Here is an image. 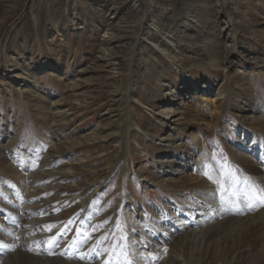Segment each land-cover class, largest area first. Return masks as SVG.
<instances>
[{
	"label": "rangeland",
	"instance_id": "1",
	"mask_svg": "<svg viewBox=\"0 0 264 264\" xmlns=\"http://www.w3.org/2000/svg\"><path fill=\"white\" fill-rule=\"evenodd\" d=\"M150 2L152 8L133 0L129 13L118 0H0V145L9 147L7 163L13 161L22 175L32 169L19 162L32 160L39 169L50 149L52 105L69 119L59 121V132L67 138L62 147L72 152L50 168L74 174L42 181L58 189L40 194L45 217L35 208L44 221L50 218L41 223L40 243L48 245L51 260L158 264L179 236L184 240L227 215L242 218L257 202L250 197L264 194L263 175L245 166L263 163L257 131L264 122V0ZM139 28H145L144 38L132 56ZM108 35L121 44L107 42ZM105 47L110 64L98 61L107 55ZM11 67L22 78L32 75L30 92H22ZM205 91L214 104L228 101L211 130L198 110L197 97ZM250 105L259 110L255 119H240L239 110ZM124 120L134 127L128 178L121 176ZM98 131L102 138L93 141ZM170 138L191 154L186 172L164 146ZM22 178L23 184L0 166V221L13 213L24 217L23 205H34V199L27 203L29 179ZM214 195L220 203L215 210L203 199ZM162 222L171 228L167 235L153 231ZM151 234L164 241L150 245Z\"/></svg>",
	"mask_w": 264,
	"mask_h": 264
},
{
	"label": "bare ground",
	"instance_id": "2",
	"mask_svg": "<svg viewBox=\"0 0 264 264\" xmlns=\"http://www.w3.org/2000/svg\"><path fill=\"white\" fill-rule=\"evenodd\" d=\"M118 1H120V4L123 6V8H125L126 12L127 11L129 13L131 12V9L130 10L126 9V7H128L130 5V2H132L133 0H118ZM141 1L143 2V4L145 3L149 8H152L153 5L150 2V0H141ZM137 3H139V2H137V1L133 2L135 7H137V9H140V4H137ZM141 9H142V7H141ZM115 20H116L115 15L113 16V18H110V21L113 23ZM73 25H75V24H73ZM144 29L145 28H139L138 30H139L140 34H135V36H134L133 44H132V56L134 55L133 53H135L137 46H139L141 44V41L144 38L143 37L144 36L143 35ZM109 34H111V33H109ZM112 36L108 35L107 42L112 43L113 40L116 39V38H113ZM116 40H118L119 42L121 41L119 39H116ZM235 43H236V41H234V44ZM119 44H121V42L117 43L116 45L119 46ZM225 47L228 48V47H232V46L226 45ZM105 48L106 49H104V52L107 55L99 58L98 61L100 63L105 62L107 64L108 63L110 64V60L112 58V57L110 58L109 54H108V52H110V50L107 47H105ZM233 48H235V46ZM230 52H233V51H229V53ZM4 57L7 60V64H9V65L13 64L15 68L18 67L17 62L16 61L14 62V61H11L10 59H8V56L6 53H4ZM102 59H104L105 61ZM116 65L117 64L112 65L113 66L112 70H113V72L119 73V69H118V67L116 68ZM15 68H12L10 72L12 73L13 76H15L14 79H18L17 81L19 82L18 84H19L20 89L22 90V92H24V91L30 92L32 87H31V85H29V83L33 81L31 78L32 75L27 74L26 77L22 78L21 75L23 73L17 72V70L15 71ZM145 75H146V73L144 74V77H145ZM207 94H210V92L205 91L203 93V95L200 94L197 97V99L199 100L198 104H200V106H198V110H199L200 114L205 115L204 116L205 121L207 122V125L209 126V128L211 130L212 128H215L216 125L218 124V121L221 118V113H220L221 110H223V112H224V110L227 109L228 101L221 102L220 105H217V104H214V101L207 100L208 99ZM23 95H24V97L27 96V94L26 95L23 94ZM129 97H130V94L128 92H125L126 104H128ZM27 106H28V104H27ZM52 108L55 111V114H54L55 119H54V125L52 126V128H49L50 129L49 130L50 149L46 150V151H48L47 155L44 157V159H43L44 162L42 161V163H41L42 165L40 166L39 169L37 168L35 170V168H34L35 162H33L32 160L27 165H23L22 163H20L21 165L18 164L17 166H24V168L27 167V169H30V168L32 169V173L29 172L30 170L29 171L27 170V172L24 175H22L20 173V170H18L17 167H15V169L13 168L15 166L13 161H12L11 166L6 161L5 154H10L7 152V149L9 147H4V146L0 145V166H1V168L13 171V173H15V178L16 179L19 178V180L22 182V184L26 180V179H23L22 177H26L29 179L28 187H31L32 189L26 193L27 203H29L30 201H32V199H34V206L33 207L36 209H40L42 211V213L44 214V215H42L43 217L46 214V212H45L46 208L43 206L42 199L39 198V197H41L40 194L46 192L47 190H49L53 187L58 189V187H56V185L49 187L48 185H44L41 182L44 180H49L50 177H54V176H59V175L63 176V175H67V174L68 175L74 174V171H75L73 169L67 170V169H62V168L52 170L51 168L53 166L50 168V166L56 164L58 160H60V159L63 160L65 158V156L70 155V153H68V152H72L70 149H68V148L64 149L62 147L63 143H61V140L63 139L64 143H65L67 138H66V135L59 132L61 130V127H62L60 125L59 121H61L62 124H64L65 122H69L68 116L65 112L62 113V111H59V109L57 107H55V104L52 105ZM53 110H51V111L53 112ZM239 111L241 113L243 112L242 116H238L240 119L245 117L244 118L245 120H250V121H253L255 119L254 118L255 114L259 113V110L256 109L255 107L251 106V105L246 107L245 109L239 110ZM126 113H125V115H126ZM172 113L174 114L175 111H173ZM244 114H247V115L251 114L252 116L248 117L247 115H244ZM181 117H182V115H181ZM172 123H171V126L174 125V123H176V122H174L173 124ZM133 129H134V127H133L131 121L130 120H124L123 132H122L123 147H122V152H121V157H120V161L124 164V169H123L124 171L121 172L122 173L121 176L123 178L124 177L128 178L129 174L133 172L131 167H130V159L132 156L131 155L132 154L131 153V149H132L131 139H132ZM138 129H140V128H138ZM257 133L259 134L257 136V142H259V146L261 147V153L263 152V156H261L263 163L261 165H258L255 162L248 161V163L245 164V166L249 172L257 174V175H263V177H264V122H263V124L260 125V128L258 129ZM93 137L94 138L92 140L94 141L97 139H101L102 135H101L100 131L93 132ZM5 138H6V136H5ZM163 142H165L164 146L167 147L168 149H170L171 153H173L174 156L176 157L177 161H175V163L185 165L184 172H186L188 169L192 168V161L191 160L187 161V159H190L189 156L191 155L188 150H186L185 148H183L180 145H177V143L175 141H173L171 138L168 140H165ZM0 144H1V142H0ZM71 156H73V155H71ZM157 162H160V160ZM72 163L74 164V160L71 161V164ZM25 169H24V171H25ZM173 171H176V170L173 169ZM126 178H125V180H126ZM202 181L205 182V177L203 180H201V182ZM78 185H80V184H78ZM78 185L76 184L77 187H78ZM124 185L122 184L123 187H124ZM124 195H125V192L123 193L122 196H124ZM51 199L45 201V204L49 205L48 203L53 202V200H51ZM203 199L205 200V203H207L208 206L213 205L214 208L213 207L212 208L214 210L216 208L220 207V203H219V206L217 205V203L219 201L216 200L215 195L210 196L209 199H205V197H203ZM26 205L23 208V210L21 212H19V214L26 217L27 216L26 212H27L29 217L32 220V225H29V223H31V222L28 219V220L24 221V224L19 225V226L26 225V227H14V229L12 227H6L7 235L9 237L4 238V239L0 238V242H1L0 245H8L11 242H14V244H17L14 247V248H17V251L15 252L14 248L0 247L1 262H3L4 264H56V262H57V264L60 263L56 259L51 260V258H46V257L39 258V257H34V255L29 256L27 254L21 253L22 249L32 250V251L35 250L34 249L35 238L33 235L41 232L35 226L37 224L46 222L47 220L50 219V218H47V219L45 218L46 221H44L42 219L41 215H37L34 213V210H33L34 208H32L30 205H27V206ZM247 206H248V212L246 213L247 215L243 214L244 216H242V218L240 217V215H239L240 218H238V217L233 218L232 214L227 215V217L223 218V220L220 222H217L213 225L207 224V228H205V229H196L197 230L196 232L195 231L189 232L188 237L184 240H182L181 237L179 236L177 241L174 242V244H176V247L169 249V251L166 254V257L164 256L165 257L164 260L160 259L161 261L158 264H264V206H261L258 201L254 202V203H250ZM180 208H181V206H180ZM212 208H210V209H212ZM15 210L17 211L19 209L17 208ZM78 210H79V207H78ZM227 211H229V210H227ZM76 212H78V211H76ZM151 212H152V210H151ZM208 212L209 213L211 212L212 214H214V211H208ZM189 213L193 214V211L189 210ZM222 214H224V213H222ZM17 215H18V213H17ZM61 217L62 216H60L57 219H60ZM0 222L5 223L4 220H2ZM8 222H9V220L5 224L9 225ZM158 224H159L158 227H160L159 231H157V229H153V231L155 230V232H158V233L160 231H164L165 235H167L166 234L167 232H170L171 228L164 225L165 223L162 222V223H158ZM203 227H204L203 224H201L199 226V228H203ZM44 229H46V228H44ZM151 235L155 237V240L151 241L150 245L155 244L157 246V244H158L157 239L158 238H159V242L164 241L163 237H160L157 234H151ZM148 238H150V236L146 235V240H149ZM15 241H17V242H15ZM159 251L160 250H158V253H159ZM137 262H139V260ZM141 262H140V264H141ZM60 264H80V263H71L68 260H63V261H61Z\"/></svg>",
	"mask_w": 264,
	"mask_h": 264
},
{
	"label": "snow or ice",
	"instance_id": "3",
	"mask_svg": "<svg viewBox=\"0 0 264 264\" xmlns=\"http://www.w3.org/2000/svg\"><path fill=\"white\" fill-rule=\"evenodd\" d=\"M251 199H255L256 201H258L260 203L261 206H264V194L261 195H253L252 197H250ZM0 247H7L6 245H0Z\"/></svg>",
	"mask_w": 264,
	"mask_h": 264
}]
</instances>
